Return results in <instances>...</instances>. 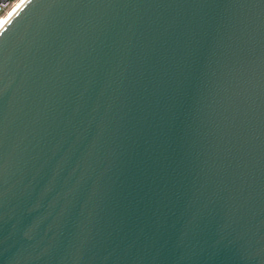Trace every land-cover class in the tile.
<instances>
[{
	"label": "water",
	"instance_id": "95a60500",
	"mask_svg": "<svg viewBox=\"0 0 264 264\" xmlns=\"http://www.w3.org/2000/svg\"><path fill=\"white\" fill-rule=\"evenodd\" d=\"M0 264H264V0H26Z\"/></svg>",
	"mask_w": 264,
	"mask_h": 264
},
{
	"label": "built area",
	"instance_id": "2783aa9c",
	"mask_svg": "<svg viewBox=\"0 0 264 264\" xmlns=\"http://www.w3.org/2000/svg\"><path fill=\"white\" fill-rule=\"evenodd\" d=\"M18 0H0V26L7 22L10 11L15 7Z\"/></svg>",
	"mask_w": 264,
	"mask_h": 264
},
{
	"label": "bare ground",
	"instance_id": "6f19581e",
	"mask_svg": "<svg viewBox=\"0 0 264 264\" xmlns=\"http://www.w3.org/2000/svg\"><path fill=\"white\" fill-rule=\"evenodd\" d=\"M26 0H18L17 4L15 5V7L10 11V15L8 20L14 15V13H16V11L21 7V5L25 2ZM7 20V21H8ZM6 23V22H5ZM5 23L3 25L0 26V29H2V27L5 25Z\"/></svg>",
	"mask_w": 264,
	"mask_h": 264
}]
</instances>
